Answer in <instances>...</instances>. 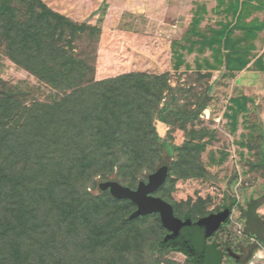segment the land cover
Returning a JSON list of instances; mask_svg holds the SVG:
<instances>
[{"label":"trees","instance_id":"trees-1","mask_svg":"<svg viewBox=\"0 0 264 264\" xmlns=\"http://www.w3.org/2000/svg\"><path fill=\"white\" fill-rule=\"evenodd\" d=\"M250 1L218 0L215 13L221 12L224 19L204 29L200 25L207 12L197 7L183 45H178L180 51H172V70H223L232 77L246 68L256 56L258 34L264 31V18H251L247 10ZM30 7L31 16L20 22L10 1L0 0L7 56L61 98L42 103L0 91V264H132L139 259L146 264L144 255L147 258L154 241L137 222L152 215L164 231L156 239V249L182 253L193 264V257L183 249L158 248L171 233L157 213L129 219L136 208L132 202L98 189L104 181H125L121 185L134 189L131 183L138 172L155 163L166 165L176 152L182 153L181 158L187 154L179 162V176L197 177L196 157L204 145L179 147L168 133L162 140L158 131L159 124L174 125L169 118L182 109L174 97L177 89L169 85V74L127 73L94 81L91 60L75 53L71 45L76 35L89 29L87 23L75 24L42 0H31ZM58 28L71 33L66 46L58 43ZM176 45L172 43L173 48ZM183 52L196 54L193 69ZM251 103L245 96L229 99L226 116L234 132L238 117ZM190 120L182 117L176 127L181 129ZM174 165L178 164L167 166L165 183L156 192L176 172ZM252 204L251 215L250 209L243 211L245 236L264 244V223L254 213L259 205L256 200L248 206ZM125 205L126 213L121 209ZM228 207L231 211L232 205ZM172 209L176 218L195 221ZM209 239L208 254L220 264L228 257L226 249L208 243Z\"/></svg>","mask_w":264,"mask_h":264},{"label":"rangeland","instance_id":"rangeland-1","mask_svg":"<svg viewBox=\"0 0 264 264\" xmlns=\"http://www.w3.org/2000/svg\"><path fill=\"white\" fill-rule=\"evenodd\" d=\"M9 1L18 21L23 22L31 16V0ZM42 1L46 6H56L69 14H72L71 11L75 12L77 14L75 18L69 19L77 25L87 23L89 29L76 35V40L71 45L76 49L75 53L82 57L86 55L91 60L94 81L127 73H142L150 76L169 74V85L177 89L174 97L182 109L170 116L169 121L174 125H158L159 134L163 140L165 133H168L172 144L179 147L183 143H194L202 144L204 148L196 157L199 170L197 177L193 178L179 176L177 172L179 162L185 161L187 154L181 158L182 153H173L172 157L166 160V163L168 162L166 166L171 163L178 164L176 167L173 166L176 172L174 171L167 180L165 188L156 192L154 196L164 198L173 206L176 213L184 216L189 214L195 221L203 216L217 214L221 209L223 218L231 212L228 222L222 224V229L209 239L208 243H216L221 249L229 248L233 253L241 247L240 244L248 245L244 241L246 220L243 211L250 209L248 214L253 213L254 205L248 206L250 201L258 202L259 207L254 213L264 223V94L252 98L247 112L238 117L234 132L226 116L232 77L223 70L218 73L188 71L184 67L176 72L172 70L171 54L173 49L180 51L178 45H183L184 31L195 9L194 7L191 9L190 2L194 0H187L184 12L176 11L175 15L183 18L184 25L180 28L174 27V21L168 18L169 10L166 13H162L161 10L150 11L142 16L129 12L111 15L107 13L108 0H102L99 10L91 13L99 0ZM202 1L209 7L210 0ZM166 2L167 0L161 2L159 0V6L168 5ZM250 2L247 10L251 11V17L254 18L259 14L256 10L257 4L263 3L264 0ZM36 10L37 13L40 12V9ZM99 12L107 13L106 17L104 14V27L95 24L97 21L95 16ZM223 19L224 15L221 12L215 14L208 12L201 29L207 25L215 26ZM126 24L128 26L125 27ZM1 26L0 22V82L4 83L6 88L0 85V91L10 92L18 100H23L25 97L42 103L59 100L61 98L59 93L9 60ZM70 36L68 29L60 31L58 28L59 45L66 46L70 43ZM172 43L177 45L173 48ZM255 46L254 54L261 55L264 59V34L255 42ZM183 55L185 62L193 69L196 54L187 55L183 52ZM204 56H208V53ZM202 58L203 56H200V59ZM168 102H171L169 98ZM182 117L191 120L178 129L176 125ZM158 167V163H155L138 172L131 183L132 188L135 189L140 181H146L147 176L155 172ZM183 168L182 166L181 169ZM121 184L126 183L122 181ZM229 205H232L231 211ZM121 209L126 213L128 206H122ZM137 224L147 228L154 241L152 250L147 251V258L144 255L143 260L146 259V264L156 262L190 264L182 253L156 249V239H160L164 233L158 225L156 215L149 216ZM132 264H143V261L139 259Z\"/></svg>","mask_w":264,"mask_h":264},{"label":"water","instance_id":"water-1","mask_svg":"<svg viewBox=\"0 0 264 264\" xmlns=\"http://www.w3.org/2000/svg\"><path fill=\"white\" fill-rule=\"evenodd\" d=\"M167 174L168 167L164 165L149 174L146 181H140L135 189L123 186L116 181L100 182L98 189L101 192H109L114 199L132 202L136 208L129 215V219L157 213L161 225L171 233L158 243V248L176 246L193 257V264H216L214 258L208 254L206 240L219 229L223 222L221 212L210 214L196 222H192L189 218L185 220L176 218L173 215L172 206L153 195L165 183ZM226 253L229 257L238 259L231 249L227 248Z\"/></svg>","mask_w":264,"mask_h":264},{"label":"crops","instance_id":"crops-1","mask_svg":"<svg viewBox=\"0 0 264 264\" xmlns=\"http://www.w3.org/2000/svg\"><path fill=\"white\" fill-rule=\"evenodd\" d=\"M101 1L102 0H99L98 3L95 4V9L90 11V13L93 11L99 10ZM217 1L218 0H210V4L208 7V5H206L202 0H194L190 2L192 5L191 9L194 7L195 8L194 11H196L197 7H204L207 13L210 12V13L215 14V12L217 11V8H216ZM186 2L187 0H167L166 3H168V5L159 6L160 4L159 0H153V2L150 0H111V1L108 0L107 13L109 14L111 13L112 15V14H116L119 12H129L136 16H142L144 14L150 13V11L155 12L157 10L158 11L161 10L162 13H166V11L169 10L168 18L174 21L175 23L174 27L180 28L184 25L183 18L180 15H175V13L176 11L178 13L184 12L186 10V7H185ZM173 4L175 6H173ZM171 6L173 7L170 9ZM49 7L50 9L59 13L60 15H63L64 17L73 19L75 18V15H77L73 11H71L72 14H69L66 10H61L56 6L55 7L49 6ZM256 7L259 9L257 11L259 14L256 15V17L254 18H258L259 21H262L264 18V2L261 4L260 3L257 4ZM107 13L99 12V14L95 16V18L97 19L95 24L97 23L98 27H104V23H105L104 19L107 16ZM260 13H263V15H261ZM104 14H106L105 17H104ZM249 19H247V22L249 21ZM119 25L121 24L119 23ZM126 26L128 25L126 24L125 27ZM200 28H201V25H200ZM186 30L184 31V33L186 32ZM263 34H264V31L260 32L258 34V39L261 36H263ZM215 73H218V72H215ZM231 81L232 82H231L230 98H239V97L245 96V97L252 99L254 96H257L259 94H264V59L263 57H261V55H256L255 58L247 65L246 68L238 72H233ZM227 105H228V102H227ZM224 207H227V206H224ZM221 211H219V213ZM230 214L231 212L229 213V215ZM244 241L245 243H248V245L240 244L241 247H238L236 249L237 252L234 253L238 256V259H233L229 256L228 257L224 256L220 264H264V244H260L258 242H257L258 244L251 243L250 238L245 235H244Z\"/></svg>","mask_w":264,"mask_h":264},{"label":"built area","instance_id":"built-area-1","mask_svg":"<svg viewBox=\"0 0 264 264\" xmlns=\"http://www.w3.org/2000/svg\"><path fill=\"white\" fill-rule=\"evenodd\" d=\"M230 218V215H229ZM251 243L258 244L257 241H255L253 238H250Z\"/></svg>","mask_w":264,"mask_h":264},{"label":"flooded vegetation","instance_id":"flooded-vegetation-1","mask_svg":"<svg viewBox=\"0 0 264 264\" xmlns=\"http://www.w3.org/2000/svg\"><path fill=\"white\" fill-rule=\"evenodd\" d=\"M217 214H218V213H217ZM193 222H196V221H193ZM222 224H223V222L221 223L220 227L222 226ZM220 227H219V228H220ZM218 230H219V229H218ZM218 230H217V231H218ZM217 231H216L211 237H209V238H213L214 235L217 233ZM209 238H208V239H209Z\"/></svg>","mask_w":264,"mask_h":264}]
</instances>
